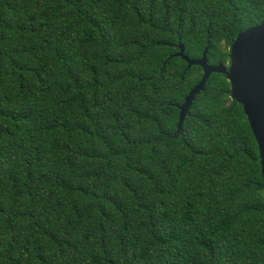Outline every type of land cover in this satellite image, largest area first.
Wrapping results in <instances>:
<instances>
[{
    "label": "trees",
    "instance_id": "16d2710c",
    "mask_svg": "<svg viewBox=\"0 0 264 264\" xmlns=\"http://www.w3.org/2000/svg\"><path fill=\"white\" fill-rule=\"evenodd\" d=\"M264 0H0V264H264L259 146L230 63Z\"/></svg>",
    "mask_w": 264,
    "mask_h": 264
},
{
    "label": "water",
    "instance_id": "95a60500",
    "mask_svg": "<svg viewBox=\"0 0 264 264\" xmlns=\"http://www.w3.org/2000/svg\"><path fill=\"white\" fill-rule=\"evenodd\" d=\"M264 27V21H262L260 24L250 27L243 32L239 33L236 37V40L232 43L230 47V63L229 65H225L222 63H219L217 65H212L209 63V60L207 58V50L205 51L204 55L200 59H191L187 54L185 53V47L184 45H180V52L176 54V57H180L184 59L188 63V68H191L193 66H200L203 69V77L201 81L190 91L188 96L185 99V102L183 105L180 106V121L178 125L179 132L182 131L183 123L192 107L193 102L196 99V96L199 95L202 91H204L207 81L210 78V76L213 73H220L223 74L230 84H232V76L235 74L234 69L232 67V49L235 48L236 43L239 41H242L244 39L243 35L245 33L250 32H256L259 33V30ZM251 83H250V89H251V95L253 100L259 104L262 95H264V47L261 46L259 39L257 38V41L255 43V46L251 52ZM231 98L232 100L238 102L241 104L244 108L243 102L238 99L235 95V90L231 86ZM245 113V112H244ZM246 115V113H245ZM249 124L251 126V122L249 121ZM252 129V127H251ZM253 129L255 131V123H253ZM253 131V130H252ZM253 131V134L255 136V132ZM256 139V138H255ZM258 146H259V155L261 160V167H262V176H263V185H264V141L257 140Z\"/></svg>",
    "mask_w": 264,
    "mask_h": 264
},
{
    "label": "snow or ice",
    "instance_id": "6c2138e0",
    "mask_svg": "<svg viewBox=\"0 0 264 264\" xmlns=\"http://www.w3.org/2000/svg\"><path fill=\"white\" fill-rule=\"evenodd\" d=\"M244 39L236 43V47L232 49V67L234 75L232 76L231 86L235 90V95L240 99L244 108L242 111L246 113V119L255 123V138L264 141V95H262L259 104H257L251 95V52L255 46L257 38L262 47H264V27L259 30V33L250 32L243 35Z\"/></svg>",
    "mask_w": 264,
    "mask_h": 264
},
{
    "label": "rangeland",
    "instance_id": "374dc122",
    "mask_svg": "<svg viewBox=\"0 0 264 264\" xmlns=\"http://www.w3.org/2000/svg\"><path fill=\"white\" fill-rule=\"evenodd\" d=\"M225 65H229V64L227 63V64H225Z\"/></svg>",
    "mask_w": 264,
    "mask_h": 264
}]
</instances>
